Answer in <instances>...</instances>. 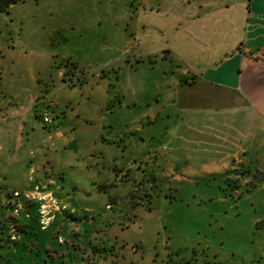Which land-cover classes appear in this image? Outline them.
<instances>
[{
	"label": "rangeland",
	"instance_id": "1",
	"mask_svg": "<svg viewBox=\"0 0 264 264\" xmlns=\"http://www.w3.org/2000/svg\"><path fill=\"white\" fill-rule=\"evenodd\" d=\"M249 3L17 0L0 10V264H264V148L250 137L249 153L221 170L177 173L192 163L175 93L206 79L225 45L261 47L247 54L264 58ZM210 12L214 28H196ZM31 95L61 110L51 100L42 115L33 103L21 112ZM146 99L159 113L141 146ZM250 104L222 110L226 123L259 107ZM57 119L69 127L48 139ZM212 125L230 137L226 151L243 145Z\"/></svg>",
	"mask_w": 264,
	"mask_h": 264
},
{
	"label": "crops",
	"instance_id": "2",
	"mask_svg": "<svg viewBox=\"0 0 264 264\" xmlns=\"http://www.w3.org/2000/svg\"><path fill=\"white\" fill-rule=\"evenodd\" d=\"M249 2L248 13L250 16L248 17L250 23L248 28H253L256 35L258 34V36H261L262 33L264 34V0H249ZM226 16H228V14ZM220 19L221 18H216L215 14L210 12V21L208 18V24H206L204 18L202 19V23H196V28H203L204 31L209 33L208 27L213 29L214 25L212 22H219L218 20ZM223 25L225 26L224 23L218 24L216 29ZM249 33L250 32H248V34ZM254 47L255 46L253 45L252 47H247L245 45L241 47L238 46L237 42H234L230 45H225L222 48L214 50L207 59L208 70L206 79H200L199 81L197 79L191 82V85H188L183 89H179L181 91H179L178 94L180 98L178 101V97L176 96L178 91L175 93V104L177 107L178 105L180 106L177 110V118L179 117V119H181V124L183 125L182 131L176 133V137L183 143L182 147L179 148L181 150H185L182 156L186 158V160L183 161H186V164L192 163L187 167L182 166L178 168L177 173L183 174L184 172H189L196 174L200 172L210 173L215 170H221L226 166L225 158L228 159L231 156H235L237 152L239 154H242L243 151H247V153H249L253 145L252 142H256L258 148L259 146L260 148H264V71H261L264 64V58L259 57V60L255 57V54H247L248 51L253 53V49L256 48V51H258L261 48ZM226 51L230 52L223 57V54ZM255 53L257 54L258 52ZM238 67L240 69L238 80L234 79L232 83L227 82L225 78L233 79V72H236ZM254 70L256 72H254ZM259 70L261 71L260 73ZM210 73L213 74L211 76L213 83H210ZM210 85L213 86L212 89H210ZM215 86L216 89H214ZM239 88L241 91H239ZM135 97V95L132 97L133 101L136 99ZM147 99L146 103L149 107L150 104L147 102ZM51 100H55L57 102V105L53 109L56 112L61 110L57 98L51 95L43 96L39 100H36V98L31 95L27 101H18L16 103L26 105V110L21 111L25 114L29 111H32L33 108L29 109V105L33 103L32 106L39 108L37 113L42 115L45 109L49 107ZM249 101L251 103L250 105L257 103L259 107L256 110L252 109L253 111H242V113L236 116V118H239L236 120V124H234V122H229L228 120L226 123L224 120V113L221 112L222 110H226L228 114L231 106L240 104L244 107V109L249 108ZM153 106L147 108L146 112L143 113L144 118L142 120L143 124L141 128L142 131H144V134H142V137L140 138L141 141L139 139L138 144H141V142L145 140V134L147 135V133H151V126H153L152 128L154 129L157 125L158 118H156V113H159V111L157 110L154 112L155 107ZM130 110L131 109L128 111ZM212 110L215 115L212 116V119H210V112ZM28 117L29 116H25V120L23 121L30 120V117ZM241 118L244 120H241ZM213 122H222L223 124L227 125L228 123H232L237 126L234 128V126L228 125L227 130H233L234 133L238 134L239 139L242 138L244 141V143H242L243 145L238 148L236 153L231 154L230 152L226 151L227 147L225 146L228 144L227 141L230 137L228 138L223 130H216L215 125H212ZM47 126L49 128L45 137H48L49 139L50 136H54L59 140L62 139H60L57 135L59 133L58 130L69 127L67 126V122H65V120L62 123L59 119ZM250 137L252 141L251 143H249ZM128 140L129 142L130 140L135 142L134 133L133 136L128 138ZM215 140L218 141V145H215ZM126 142L129 143L128 141ZM118 145V148L123 146V144ZM162 146L163 148L166 147L164 143ZM182 156L180 157L182 158ZM213 156H215V158ZM260 156L264 157V153H259L258 157ZM171 158L177 160L178 155H174ZM176 163H179V161H176ZM260 164L262 165L261 161Z\"/></svg>",
	"mask_w": 264,
	"mask_h": 264
},
{
	"label": "trees",
	"instance_id": "3",
	"mask_svg": "<svg viewBox=\"0 0 264 264\" xmlns=\"http://www.w3.org/2000/svg\"><path fill=\"white\" fill-rule=\"evenodd\" d=\"M17 0H7L5 3V6H0V10H6L7 6H9L12 2H15Z\"/></svg>",
	"mask_w": 264,
	"mask_h": 264
},
{
	"label": "built area",
	"instance_id": "4",
	"mask_svg": "<svg viewBox=\"0 0 264 264\" xmlns=\"http://www.w3.org/2000/svg\"><path fill=\"white\" fill-rule=\"evenodd\" d=\"M43 118H44V121H45V122H51V118H50L48 112H46V113L44 114Z\"/></svg>",
	"mask_w": 264,
	"mask_h": 264
}]
</instances>
